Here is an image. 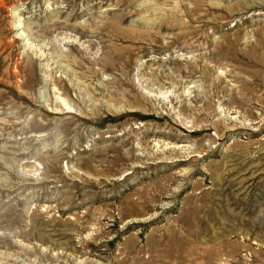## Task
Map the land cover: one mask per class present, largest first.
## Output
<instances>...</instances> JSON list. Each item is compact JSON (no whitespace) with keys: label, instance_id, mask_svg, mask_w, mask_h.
I'll use <instances>...</instances> for the list:
<instances>
[{"label":"rangeland","instance_id":"374dc122","mask_svg":"<svg viewBox=\"0 0 264 264\" xmlns=\"http://www.w3.org/2000/svg\"><path fill=\"white\" fill-rule=\"evenodd\" d=\"M0 264H264V0H0Z\"/></svg>","mask_w":264,"mask_h":264}]
</instances>
